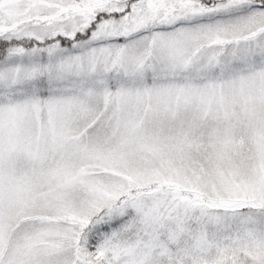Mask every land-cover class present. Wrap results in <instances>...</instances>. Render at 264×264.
<instances>
[{
	"label": "snow or ice",
	"instance_id": "obj_1",
	"mask_svg": "<svg viewBox=\"0 0 264 264\" xmlns=\"http://www.w3.org/2000/svg\"><path fill=\"white\" fill-rule=\"evenodd\" d=\"M0 264H264V0H0Z\"/></svg>",
	"mask_w": 264,
	"mask_h": 264
}]
</instances>
